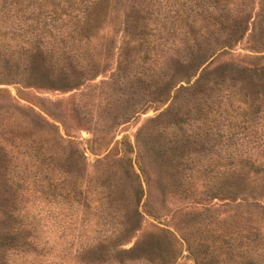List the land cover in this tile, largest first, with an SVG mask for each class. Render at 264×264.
<instances>
[{
	"label": "trees",
	"instance_id": "trees-1",
	"mask_svg": "<svg viewBox=\"0 0 264 264\" xmlns=\"http://www.w3.org/2000/svg\"><path fill=\"white\" fill-rule=\"evenodd\" d=\"M161 1L0 0V84H14L16 99L20 87L77 90L105 72L110 59L113 70L130 76L152 63L157 46L169 45V33L183 30L181 43L190 51L170 54L166 48L161 72L141 80L146 95L153 96L149 102H169L145 120L142 130L151 137L152 152L140 154L137 162L142 174L146 167L156 173L168 201L201 205L205 197L221 195L225 202L208 200L198 212L186 213L178 237L153 225L122 248L142 218L140 184L132 196L119 185L120 169L128 182L127 166L137 178L129 159L120 166L119 145L125 141L110 137L91 176L82 152L60 133V120L61 129L4 91L14 103L0 119V264H10L11 255L44 252L45 242L37 237L44 216L31 214L30 198L98 208L100 226L107 228L79 247L74 264H179L184 255L191 264H264V65L258 67L255 58L247 66L214 61L245 34L255 36L256 45L264 43V0H187L189 6L175 9L163 0L171 24H178H170L159 40L154 35L163 25ZM203 2L210 10L200 17ZM180 94L191 108H178ZM236 96L241 106L230 114L235 108L229 100ZM192 125L185 134L184 127Z\"/></svg>",
	"mask_w": 264,
	"mask_h": 264
},
{
	"label": "rangeland",
	"instance_id": "rangeland-1",
	"mask_svg": "<svg viewBox=\"0 0 264 264\" xmlns=\"http://www.w3.org/2000/svg\"><path fill=\"white\" fill-rule=\"evenodd\" d=\"M168 1L170 3L167 6H171L173 9L190 5L187 0ZM161 2L162 8L159 13L162 16L158 22L161 23L163 21V25H160L162 30L160 29L159 35H154L155 38H161L159 40L164 39L165 29L173 21L172 15H170L171 13L169 11L167 12V6L165 5L163 7L164 1L162 0ZM194 10L190 13L191 16ZM209 10L210 7L208 4L203 2V14L200 17L206 15ZM185 13H182L183 16ZM189 19L192 18L189 17ZM177 24L178 22H174L173 25L171 24L172 28H175ZM184 38L186 37L183 30L178 29L171 35L169 33V40H167L169 45L165 47L157 46L153 51L154 57L152 63L148 62L142 67L138 66L135 70L136 73H132L130 76L113 70L112 63L114 59H110L106 62L105 72H99L94 79L83 82L77 90L62 91L20 87L22 96L16 99L14 84H0V91H3V93L0 92V119L5 118V110L14 103L6 98L4 91H7L14 98L15 104L24 108L28 107L33 109L34 112L43 116L46 120L54 122L59 129H61L60 120L64 125V131L61 130L60 133L65 132L68 134L79 151L82 152L86 169L85 172L90 173L91 176L96 174L98 168L93 162L105 153L104 150L109 146L108 141L110 137L114 135V139H122L125 141L123 142L124 145H119L118 157L121 158L120 166H123L124 169L126 159H129L132 165L131 169H133L137 178L132 175L130 168L128 169L127 166L125 169L127 174L129 173V178L127 177L128 182H126L123 178L126 175L122 173L124 170L120 169L121 172L119 170L117 174L122 176L121 180L124 182L123 185L119 184L120 188L126 187L128 192L126 196L129 194V196L133 195L136 182L140 184L142 189V196L139 202V210L142 213V218L139 222V229L137 232H134L133 237L128 242L122 245V248L125 249L130 247L136 238L138 239L148 234L153 228V225L164 227L178 237V230L182 225L186 213L198 212L204 203L211 200L207 196L205 197L207 201H203L201 205L190 204L188 206L168 201L165 199L166 197H162L160 187L156 180V173L151 171V168L146 167L145 176L141 173L137 162L140 160V154H149L152 152L150 150L152 147V143H150L151 137L142 130L145 120L164 110L169 102V100L158 104L149 102V98L153 96L146 95L141 80L145 79L146 81L147 75L157 76L161 72L160 68L166 62L167 54L164 56L166 48H168L170 54H186L187 51H190V49L181 43V39ZM256 40L255 36L248 37L245 34L239 42H236L226 53L218 56L214 61L216 63L225 62L230 65L236 63L247 66L248 58H255L257 59L258 67L264 65V43L256 45L258 44ZM206 43L200 45L202 50L206 48ZM236 55H239L238 58H235L237 57ZM243 55L245 56L244 58L242 57ZM239 60H242L243 63H238ZM236 89L237 87L233 91H236ZM249 90V92H252L254 88H250ZM79 92L81 95L77 96ZM237 98L236 96L229 100V108H235V111L230 114H237V106H241ZM176 103L180 106L178 108L183 109V111L186 108H191L190 101L187 100L185 94H180ZM222 103L223 101L219 104L221 105ZM181 109L179 110L180 112ZM41 110L54 116V119L43 114ZM28 112L27 110L23 111V113ZM2 126L3 124L0 123V127ZM184 128L186 129V134L187 132H192L193 125ZM94 137L98 139L91 143ZM216 198L221 200H217ZM216 198L212 199L211 202H225L224 198L226 196L218 195ZM26 204L27 208H30L31 214L40 211L41 216H44L39 221L38 233H40L37 236L40 243L45 242L44 252L43 254L38 252V255L30 253L25 255H11L9 258L10 264H74V255L78 252L79 247L91 244V242L100 236L99 234L102 233L101 230L107 228V226H100L101 222L98 218L99 210L94 205L88 210H83L80 203L76 202L70 203L67 201L66 203L54 202L42 204L33 201L32 198ZM152 210H155V214L151 213ZM182 254L184 255L185 253ZM184 256L178 260L179 264H191V261Z\"/></svg>",
	"mask_w": 264,
	"mask_h": 264
}]
</instances>
